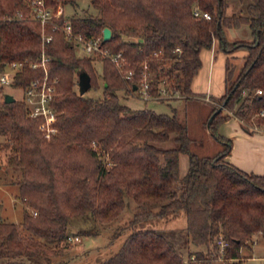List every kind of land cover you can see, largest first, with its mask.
Here are the masks:
<instances>
[{"label":"trees","instance_id":"obj_1","mask_svg":"<svg viewBox=\"0 0 264 264\" xmlns=\"http://www.w3.org/2000/svg\"><path fill=\"white\" fill-rule=\"evenodd\" d=\"M91 0L96 13L70 18L72 30L83 36L103 34L111 53H120L137 74L128 80L109 57L103 62L104 94L81 95L76 90L82 70L99 88L95 57L78 56L63 28L48 31L53 39L45 46L51 57L49 72L58 77L54 102L57 131L45 137L41 119L31 117L24 100L4 102L0 108V146L7 165L15 171L18 197L34 211L24 208L20 222L0 220V264H31L50 260L70 240L69 226L76 216H89L109 223L126 206V197L137 203L133 222L161 217L184 209L186 226L167 234L154 228H133L120 249L99 264H244L242 249L251 247L258 232L264 238V174L247 172L230 161L233 141L221 134L219 125L235 115L242 120L264 111V0ZM50 6H78L79 0H46ZM200 7L211 18L196 16ZM22 12V17H19ZM25 0H0V67L24 61L16 85L25 86L44 75L29 60L43 53L41 23L29 16ZM66 13L55 19L64 26ZM248 26L251 39L230 41L227 30ZM247 28V27H246ZM227 52L245 48L244 64L236 77L230 58L226 65V92L220 104L202 118V126L224 148L201 154L202 138L189 127V102L196 98L192 82L202 66L201 51L214 39ZM180 47L181 50H177ZM27 60V61H26ZM165 73L169 88L186 101L183 110L172 113L122 102L119 91L137 85L144 64ZM156 79L153 93H157ZM262 89V93L257 90ZM224 107L209 122L211 115ZM233 111V114L230 113ZM242 124L245 129H255ZM264 129V115L257 118ZM171 142V145L166 143ZM188 168L181 171V156ZM1 162V161H0ZM98 228L81 229L85 235ZM228 244L221 259L217 239ZM197 245L198 249H192ZM191 251L187 256L183 250ZM194 250V251H193ZM192 256H195L194 259ZM27 257L30 263L24 260Z\"/></svg>","mask_w":264,"mask_h":264},{"label":"rangeland","instance_id":"obj_2","mask_svg":"<svg viewBox=\"0 0 264 264\" xmlns=\"http://www.w3.org/2000/svg\"><path fill=\"white\" fill-rule=\"evenodd\" d=\"M242 7L239 0L231 1V9L238 10ZM97 10L91 5V0H79V4L76 7L72 5L67 6L66 17L68 20L73 16L88 15L90 13H96ZM247 27V28H246ZM227 38L230 35L227 34ZM251 31L248 26L236 32L234 38H230V41H242L245 39H251ZM214 46L217 47L216 61L212 64V68L209 65L211 48H203L201 53L202 66L200 74L202 79L199 86V94H206V92L213 96L210 99L196 98L189 102L191 112L189 114V127L190 132L193 136L202 138V145L200 149L201 154L212 155L216 151L224 148V143L215 139L211 134L207 133V129L202 126V118L206 120L207 114L212 108L218 106L220 102L217 100L218 97L222 96L226 92V65L230 58L234 65V76L236 79L238 76L244 61L247 50L240 48L235 50L233 53L227 54V52L220 46L219 39H214ZM217 42V43H216ZM76 53L78 56H85L86 53L81 47H76ZM94 66L98 75L99 88L96 89L91 87L85 95L89 96H102L104 94V76L103 62L99 57H95ZM211 68V71H210ZM162 80L166 77L165 73L158 74L152 71L149 78L153 79L155 85L156 79ZM79 81V76L77 77ZM159 81L157 83H159ZM210 83V89L208 90V84ZM8 91L14 93L18 99H22L24 93L21 88L12 87L8 88ZM76 90L79 92V85L77 84ZM132 83L129 84L127 89L120 90L119 94L122 102L130 105L133 108H144L149 107L157 112L172 113V105H177L179 111L183 110L186 101L184 100H168L171 97L159 96L150 100H146L139 97V93L135 91ZM176 93L175 91H170ZM180 97V96H179ZM174 97H172L173 99ZM233 114V111L230 110ZM261 113H252L251 119L248 117L242 118L243 123L254 129L258 128L257 118ZM4 141V137L0 134V142ZM172 143H166L171 145ZM7 153L0 146V220H9L14 222H20L23 219L24 208H28L30 211H34L28 203H25L18 197L19 186L15 182L17 176L12 167L7 165L6 162ZM188 156L183 155L182 157V172L184 173L187 169ZM137 212V203L132 197H126V206L123 212L109 223L96 222L92 217L89 216H76L71 220L69 226V232L71 235H79L80 240L70 241L67 245H62L60 248L62 252L51 254L50 260H44L42 263L37 261H31V264H99L102 260H105L115 254L123 244L127 235L133 230V228H154L158 229L165 234L170 230L184 229L186 226V213L184 209H180L177 212H171L164 216L150 217L146 220H140L136 223L133 222L135 219V213ZM98 228V233L85 235L80 231L81 229ZM192 249H198L197 245H193ZM194 251V250H193ZM191 251L188 249L183 250V254L187 256ZM3 258H0L2 261ZM194 259V258H193ZM24 260L30 263L27 257ZM224 261L220 260L222 264Z\"/></svg>","mask_w":264,"mask_h":264},{"label":"built area","instance_id":"obj_3","mask_svg":"<svg viewBox=\"0 0 264 264\" xmlns=\"http://www.w3.org/2000/svg\"><path fill=\"white\" fill-rule=\"evenodd\" d=\"M30 8L29 16L33 19L38 20L42 27V38H43V53L37 60H29L30 66L32 68H41L44 71V75L39 78L32 79L25 86H17L16 79L20 72H22L25 62L24 61H10L3 63L0 67V108L5 102L4 94L5 92H10L7 89L12 87L21 88L24 96L22 100L26 103L28 114L34 118H40V128L43 130L45 137H51L57 131L55 125L58 113L55 109L54 102L57 92V86L59 83L58 77H52L49 72V61L51 57L45 52V46L48 42L53 39V34L48 31V27L52 25V29L63 28L67 33L69 39L76 47H81V49L86 53V56L92 57H109L116 66L123 73V76L132 80L137 71L133 67L125 68L128 64L126 58L120 53H111L109 48L103 45V34L98 36H83L82 34L76 33L72 30L70 20L66 19L64 26H60L55 22V19L60 17L64 12V6L62 4L58 7L50 6L46 3V0H25ZM196 16H201L205 18H211V13L205 11L200 7L194 9ZM22 12H19V17H22ZM177 50H181L180 47ZM152 71L149 65L144 64L142 70L141 78L137 82V91L139 97L146 100L160 96L166 97H179L181 95L180 91L177 89L169 88L167 83V77L160 80L156 85L158 91L153 93L152 89L155 87L153 79L149 78ZM175 91L176 93L170 92ZM258 93H262V89L257 90ZM264 114V111H262ZM70 241L80 240L79 235H70ZM217 244L219 246V254L221 259L223 258L224 249L228 242L220 237L217 239ZM195 256H192L194 258Z\"/></svg>","mask_w":264,"mask_h":264},{"label":"crops","instance_id":"obj_4","mask_svg":"<svg viewBox=\"0 0 264 264\" xmlns=\"http://www.w3.org/2000/svg\"><path fill=\"white\" fill-rule=\"evenodd\" d=\"M67 6L69 5L64 6V12H66ZM236 32H238V30H227V34L230 35V38H234L236 36ZM217 50L218 49L216 45L214 46L213 43V46L211 47L209 62L211 68L212 64H214L216 61ZM200 71L201 68L193 79L192 90L196 94V97H201L208 100L213 96L209 95L207 92L206 94H199V86L202 79ZM209 87L210 83L208 84V90L210 89ZM218 130L221 134L230 137L233 141L231 151L226 156V160L230 161L231 163L247 172L264 174V129L256 128L254 131H249L244 128L242 120L233 115L229 119L222 122L219 125ZM182 157L183 155L181 156V171ZM242 253L244 255V264H264V238L262 237V234L260 232L254 235V239L251 242V247H244L242 249Z\"/></svg>","mask_w":264,"mask_h":264},{"label":"water","instance_id":"obj_5","mask_svg":"<svg viewBox=\"0 0 264 264\" xmlns=\"http://www.w3.org/2000/svg\"><path fill=\"white\" fill-rule=\"evenodd\" d=\"M112 29L109 26H106L103 30V38L104 41H108L112 38ZM78 85H79V92L81 95L85 94L92 86V76L91 74L86 71V70H82L79 73V81H78ZM134 89H137V85L134 86ZM5 97V102L9 103V102H13L15 100H17V97L15 96L14 93L11 92H5L4 94ZM224 107V105H222L220 108H218L210 117L209 122H211L214 118V116Z\"/></svg>","mask_w":264,"mask_h":264}]
</instances>
